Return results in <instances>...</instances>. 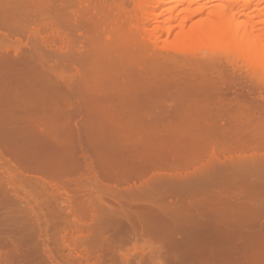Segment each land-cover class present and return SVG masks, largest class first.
Wrapping results in <instances>:
<instances>
[{
	"label": "rangeland",
	"instance_id": "374dc122",
	"mask_svg": "<svg viewBox=\"0 0 264 264\" xmlns=\"http://www.w3.org/2000/svg\"><path fill=\"white\" fill-rule=\"evenodd\" d=\"M104 1L109 4L105 6H112L111 15L103 4L107 16L99 17L97 12H102L98 7L92 19L96 18L94 27L100 26L92 29L104 35L102 25L113 24L115 31L107 27L109 33L114 32L111 37L121 36L118 41L125 49L132 45L125 50L117 40L113 43L119 47L112 54L118 55L119 48L127 52L119 54L129 56L127 66L119 62L103 70L95 66L94 73L88 71L89 65L72 67L63 62L72 72L75 68L72 74L69 67L60 70L74 75L67 81L66 73L60 77L58 72L63 63L57 71L53 68L56 62L61 63L59 59L55 64L53 60L43 62L48 71L44 75L40 64L26 62L28 66L19 60L24 68L18 67L17 59V65L9 66L8 60L16 58L13 51L9 59L5 56L8 52L4 54V66L0 62V264H180L161 237L171 233L162 226L166 219L185 231L192 230L200 225L192 216L196 213L204 217L203 226L208 230L222 223L246 222L249 216L264 211V160L247 161L251 154L264 156V82L260 81L264 77L258 75L262 78L256 80L244 66L237 69L226 63L224 51L220 58L221 49L171 50L170 40L180 22L170 25V32L160 29L161 36L159 31L152 33L155 20L148 22V30H141L142 13L137 3L144 0ZM145 1L157 4L156 0ZM94 3L91 5L96 7ZM154 3L150 5L155 13ZM81 9L79 21L83 19ZM116 10L120 15L113 13ZM95 16L105 22L101 25ZM83 20L80 24H84H78L88 30L85 22L89 19ZM113 20H119V26L124 23L121 28L128 30L124 33L122 28L119 33ZM25 23L26 32L30 24ZM77 29L71 30L74 40L78 31L82 33L81 27ZM84 31L82 40L78 34L74 43L80 49L87 44L77 45L79 39L87 40ZM18 32L16 35H22L21 29ZM30 35L28 40L36 36ZM155 35L158 38L152 39ZM18 36L14 38L19 42L22 37ZM23 38L21 42L26 41ZM152 46L157 48L153 51ZM162 50L180 55L169 64L161 56ZM104 52L95 51L93 60ZM49 62L57 72L54 75L60 77L58 81L53 78L56 82L48 78L52 76ZM148 64L153 67L146 68ZM81 75L88 79L81 80ZM237 156L243 157H239L242 162ZM230 157L237 162L223 166L221 162ZM164 185L175 193L171 199L161 197L160 186ZM184 185L190 188L182 189ZM185 197L187 204L173 206Z\"/></svg>",
	"mask_w": 264,
	"mask_h": 264
},
{
	"label": "bare ground",
	"instance_id": "6f19581e",
	"mask_svg": "<svg viewBox=\"0 0 264 264\" xmlns=\"http://www.w3.org/2000/svg\"><path fill=\"white\" fill-rule=\"evenodd\" d=\"M78 1L80 2V5L81 4H84V5L83 6L81 5V7H79V5H77L79 3ZM88 1L86 2V0H84V1L83 0H0V36L2 34L4 37V40L3 39L1 40V38H0V51L2 49L3 50L5 49L4 50L5 52L0 53V56H2V54L4 56V54H6V52H8V53L5 56L6 57L9 56L8 59L10 57L16 56V58L14 57L15 59H12V58L9 59L13 63H11V61L8 60V62H10V63H8L9 66H13V64L15 66V64L16 63L18 64L20 62L19 60H21L22 64L23 63L26 64V62L31 64V65L34 64L37 66L40 64L41 68H39V69L44 68V65H42L43 62H45L47 60L48 61L53 60L51 63H54V61L56 62L57 59H59L58 61H61V63L56 62L57 64L60 63V64H58L59 66L63 62H65V64H66V62H68L67 65L70 64L71 66L79 63V64H82V66L85 65V67H87V65H89L88 68L90 70H88V71H91V72L94 71V73L96 71V69H94L95 66H96V68H102V67L104 68L105 66H106L105 68H109L110 67L109 64L113 63L114 65H116L117 62H119V65L122 67L127 66L128 63L126 64V60L129 58V56L127 58V56H125V55L123 56V54L121 56L119 55L120 52L124 51L125 47L122 45H125V44L120 42L121 36L118 37L116 35L117 39L115 37H113L114 39L111 37L114 32H112V34H111V32L109 33V31H111V30L107 29V27H109L110 24L107 25V23H105L104 24L106 27V29H105L104 25H102L103 24L102 22H105L104 19L103 18H102L103 20L100 19L102 21L101 22V21H99V18L97 16H95V17H97L98 23L101 22V25L104 28V29L102 28L100 30H103V32H105V34L104 33H103L104 35L98 34L99 35L98 36L97 33H99L98 32L99 29L98 30L92 29L94 27L93 25H95L94 22L97 23L95 21L96 18L92 19V17L94 18V15H96V14H93L94 10L97 12V10L99 9L98 7H100L99 10L102 13L100 12L101 14H99L97 12L98 16L100 17V15L102 16V14L103 15L105 14V16H107L105 13L106 11L104 12V10H105L104 6L109 5V4H107V3L105 4L104 3L105 1L103 0V4H104V6H103V4H101L102 0L100 1L101 3H99L98 0L95 1L97 3H94L93 1L91 2V0H90L91 3H94L95 5H97L96 6L97 9H96V7L93 4L91 5L90 2H89L90 3V5H89ZM156 1H157V4L152 2V3L156 4L155 8L158 9V10H156L155 13H154L155 10H152V8L154 9V6H151L152 3H150L151 4L150 5L149 2H147L145 0L142 1V3H140V2L137 3V5L141 9V13H142V17H141V21H143L142 24L144 23L143 25L140 24L142 27L141 30H143V29H144V31L148 30L146 28L149 25L148 22L155 20L156 23L154 22L155 25H154L152 33L153 32L156 33L160 29L161 30L166 29V31L170 32L172 30V26H170V25H172L174 22H180L179 23V30L176 32V34L174 35L172 40L169 39L170 42L172 41V48L173 49L170 48L171 50H173L175 52H179V53H181V52L185 53V52H183L184 49H191L194 47L196 48L198 46H202L203 49L204 48L221 49L220 58L221 59H223L224 57L227 58L225 60L226 63L233 64L234 66H236L235 68H237V69H238V67H240V69H242V67L244 66L245 70L247 68L246 72L249 69V71H251L253 73V74L252 73L250 74L251 77L253 75H254L253 77H255V75H256V77H255L256 80H259L262 78V77H258V75L259 76L262 75L264 77V4H263L264 0H259V2L253 0L254 3L249 2L248 0H244V2H246L245 4L241 3V0H156ZM250 1H252V0H250ZM83 2H85V3H83ZM255 2H256V4H255ZM75 5H77L78 7H75ZM118 5H120V4H118ZM110 6H111V4H110ZM105 7H106V9H108L107 11H109V12H107V14L111 15L112 6L111 7L105 6ZM107 7H109L110 10ZM117 7L119 8V6H117ZM80 8H82L81 10L83 12V15H82L83 19H85L87 21V19L90 20V18H91L92 22L89 20L87 23L85 22V24L89 25L88 30L91 33L88 32L87 27L80 26L81 24H84V23L80 24L81 20H82V22L84 21L83 19H81L80 21L78 20V18H81L80 17L81 14H79ZM120 9L121 10L123 9L122 6L120 7ZM113 10H115V8ZM117 10H119V9H117ZM117 10L113 11V13L115 14V12H116L118 14L119 12H117ZM153 13H154V15H152ZM118 15H120V14H118ZM105 16H102V17H105ZM122 16H123V14H122ZM113 17H118V16H113ZM107 18H109V17H107ZM121 18L124 20L123 17H121ZM58 19H60V21L62 20L61 23H59ZM109 19H111V18H109ZM56 20H58V21H56ZM93 20H94V22H93ZM115 20H113L114 23L119 21V20H117V21H115ZM25 21L30 24L29 26L32 25L31 27L28 26L29 31L32 29L33 32L35 31L34 33H36V34L31 33V31L29 32L28 29H26L27 31L25 32L24 28L27 27V26H24L26 24ZM63 21L66 22L64 25L67 24L68 29H66V28L64 29L62 27V26H64V25H62ZM55 22L58 24H56ZM90 22L93 24L91 25ZM121 22H122V20H121ZM23 23H25V24H23ZM109 23H111V22H109ZM55 24L60 28L62 27L66 31L58 29ZM60 24L62 26H60ZM117 24H118L117 30H119V29L122 30V28H124L123 29V32H124V30L127 29L126 26H124V27L122 26V28H121V25L124 23H122L120 26H119L118 22H117ZM97 25L100 26V23ZM112 25L113 24H111V26ZM98 26H95V27H98ZM71 27L73 29L74 28L79 29V27H81L82 33L84 31L83 29L86 28L84 32H85V39H87V40H85V42L81 41L82 40V36H81L82 33L80 34L79 31L77 32V34L75 32L76 37L77 36L78 37L77 38L74 37L76 40V39L80 38V36H81V38H80L81 40L79 39V43L77 44V45L80 44L79 46H81L82 44L84 45L87 42L85 47L81 46V47H84V49L83 48L80 49L79 47H76V45L74 44L75 40L72 38L73 35L70 36L71 30L74 31L73 29H70ZM82 27H84V28H82ZM114 27H115V25H114ZM111 28H112V30L115 31V29L113 27H111ZM20 29L22 32H20ZM18 30H19L20 34L22 33V35H19V36L16 35ZM86 30L88 33L86 32ZM120 30H119V33H120ZM23 31L25 32V37L27 36L28 33H29L28 36L30 34H32V35H30V37L33 35H36L38 37L36 38V36H33V37H31V40H28L27 39L28 36L26 38L23 36V34H24ZM94 31H95V33H94ZM100 32L102 33V31H100ZM89 33L90 34L93 33V37L97 36L98 40L91 37V35ZM149 33H151L150 30L148 32V35H149ZM158 33H160V36L162 35L161 31H159ZM78 34H80V36ZM94 34H95V36H94ZM14 36H18V37H22V38L24 37L26 39V41L24 40L25 42L24 41L21 42L22 38H19V42H18V38L16 37L17 39H15ZM155 36H153L152 39L158 38V36H156V37ZM11 37L14 38L17 41V43H15V40H14V42H12L13 40L11 39ZM98 37H100V38H98ZM71 39H73V40H71ZM99 39L101 42H99ZM118 39L120 41H118ZM156 39H154L152 41L156 42L157 41ZM57 40H59V41H57ZM116 40H117L116 44L120 43L121 48H124V49H122V51H121V48H119L120 51L118 50V53H119L118 55L120 57L118 55L112 54L113 51L117 50L119 47L118 45L113 44ZM169 40H167V41H169ZM7 41H10V42H7ZM71 41H73V42H71ZM155 42H154V44L156 45L157 42L156 43ZM170 42H168V43L171 45ZM126 46H128V45H126ZM131 46L126 47V49L127 48L131 49ZM204 46H206V47H204ZM135 47H134V49H135ZM154 47L152 46L153 51H154ZM202 47H199V48L202 49ZM99 48H101V49L103 48L105 50V52H104V54L102 53L103 56H101V57L98 56L99 57V58L97 57L98 59L95 57L94 59H97V60L94 61L93 60V54L95 53V51L96 52L97 51H104V50H100ZM155 48H157V47H155ZM196 49H198V48H196ZM157 50H159V49H157ZM12 51H13L14 55H13V53H10ZM130 51L131 50H129V52ZM222 51L225 52L224 53L225 55H223ZM159 52H160L159 56L163 52L161 56L163 58L165 57L167 59V61H169V64H170V60L174 61L175 59H177V57H176L177 54L176 55L174 54L175 55L174 56L171 53H169V51L165 52L163 50H162V52L161 51H159ZM159 52H157L156 54H158ZM122 53L125 54L127 52L124 51ZM8 54H10V55H8ZM111 54L113 55V57L115 55L114 58H116L118 56L117 58H119V59L115 60L111 56ZM20 55H21V57H19ZM129 55H130V53H129ZM179 55H177V56H179ZM221 55H223V58ZM3 56L0 59V62L2 64H3L4 59H5L4 62L7 61L6 57L5 56L3 57ZM121 57H122V59H120ZM123 58H125V60ZM135 59H137V57ZM16 60L18 62H16ZM163 60L165 61V59H163ZM204 60H206V59H204ZM14 62H16V63H14ZM114 62H116V63H114ZM131 62H132V60H131ZM131 62H129V63H131ZM174 62H176V60ZM238 62H239V65H241V66L236 64ZM21 63H19L20 66H18V67H23V65ZM51 63L48 64V66H49V68L52 69V70L50 69V71H52V76L50 73H48V75L50 74L49 75L50 77L44 76V78L45 77H48V78L52 77L50 80L55 81L56 78H59L56 81L60 80V77L63 76L61 74L66 73V75H67V73H69V72H63L62 73V72H60V70L66 71L67 67H69L68 70L71 69L70 66H67L64 63H63L64 67H62V69H59V68H61V66H63V65H61L60 67L57 64H56V66L54 65L55 67H53V68H55L56 71H57V69H56L57 67L59 69L58 72L60 74L59 73L58 74L60 75V77H58L59 75L58 76L54 75V73L56 71L53 72L54 69L50 66ZM165 63H166V61H165ZM25 64H24V66L26 69V68H28L26 65L29 66V64H26V65ZM107 65H109V67H107ZM140 65H139V68H140ZM148 65L149 66H146V68L152 66V65L150 66V64H148ZM2 66H4V64ZM5 66H8V65H5ZM116 66H118V65H116ZM135 66H136V64H135ZM142 66H143V64L141 65V68L145 69L144 68L145 66L144 67H142ZM155 66H156V63H155ZM33 67H31V68L29 67V68L32 69ZM38 67H34V68L37 70ZM74 67H76V66H74ZM103 68L101 70H103ZM119 68L120 67H118V69ZM136 68L138 69V64H137ZM141 68H140V71L142 70ZM39 69H38V72L39 71L43 72V70H45L46 67L42 71ZM137 69L135 71L138 72ZM71 70H69V71H71ZM79 70H81V69H79ZM132 70L133 69H131V71ZM74 71H75V68L73 69V72L71 71L70 73L72 74V73H74ZM47 72L48 71L45 70V73H43V74L41 73V74L44 75V74H47ZM76 72H77V68H76ZM80 72H78V74L79 73L82 74L84 71L83 72L80 71ZM106 72H107V69H106ZM102 73H103V71H102ZM32 74H34V73H32ZM97 74L101 75V73H97ZM97 74H96V76H97ZM66 75L63 76L64 79H65V77L66 78H68V77L72 78L74 76V75L73 76H71V75L66 76ZM89 75H92V74L90 73ZM248 75H249V73H248ZM86 76H87V74H86ZM92 76L95 77V75H92ZM54 77H56V78L53 79ZM80 78H81V80L88 79V78L82 77V75ZM89 78L92 79V77H90V76H89ZM91 79H90V81H91ZM69 80L70 79L68 78L67 81H69ZM75 80H76V78H75ZM61 81H59V82H61ZM260 81L264 82V78ZM83 82H85V81H83ZM94 88H95V86H94ZM95 90H93V91H95ZM208 109H209V107H208ZM207 112L209 113V111H207ZM182 120H184V119L182 118ZM180 123H181V121H180ZM187 123H189V122H187ZM189 124H188V126H189ZM197 124H199V123H197ZM202 124H203V122H202ZM173 125H175V124H173ZM195 126H196V124H195ZM200 126H202V125H200ZM255 144H257V143H255ZM253 146H255V145H253ZM248 156H249V154H248ZM248 156L246 155V157H248ZM239 157H241L243 159L242 156H239ZM239 157L238 156L236 157V158H238L237 160L242 162V160H240L241 158L239 159ZM236 158L230 157V159L229 158L225 159L226 161H223L221 163L223 166H229L230 163L236 161L235 160ZM244 160H245V158H244ZM256 160L261 162L264 160V156H260V155L256 156V155L251 154L249 156V158H247L248 162L252 161L251 163H253ZM243 162H245V161H243ZM189 185L192 187V183H190ZM189 185H184L181 188L186 190V189L190 188ZM160 187H162V191H163V194L161 195V197L164 198L165 200L169 199V198L171 199L172 194H175L172 191V189L169 188L168 185H167V187H165V185H164V187L163 186H160ZM159 190L161 191V188ZM140 192H141V194H143L142 191H140ZM188 202H189V199L187 197H185V198H182L181 202H177V203L174 202L175 204L173 203L174 204L173 206L176 207L180 203L181 204L182 203L187 204ZM125 203H126L127 207H131L133 205V204H131V201H129V205H128V200ZM191 203H193V200L191 201ZM51 210L53 211L54 209H51ZM192 212L193 211H190L189 214H191ZM192 216H194L195 218L196 217L198 218L197 222L200 224L199 225V227L201 226L200 228L199 227H197V228L193 227L192 230H186L185 231L183 226H181L179 224L175 225L173 223H170L169 219H166L168 222L165 221L162 223V226L165 228L167 227L170 230L169 232H171V233L165 234L161 237L163 239H165V242L167 243V244L165 243L168 246V248H166V249L170 250L172 252L173 258L178 263H180V264H264V221L262 222V219L264 218V211H261V212H259V214H257V216L260 217L259 220H258L257 216L253 217L251 215L247 218L246 222L239 223L236 225H231V226H229L230 223H222L220 225L213 226L212 228H210L208 230H206L203 226V224L206 223L204 217H200L196 213H193ZM212 218H214V217L212 216ZM244 218H246V217H244ZM257 225H261L260 228L259 227L257 228L256 227ZM202 226H203V228H202ZM179 232L181 233V235L179 234ZM163 249H164V247H163ZM152 252H153V250H152Z\"/></svg>",
	"mask_w": 264,
	"mask_h": 264
}]
</instances>
